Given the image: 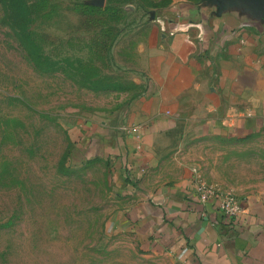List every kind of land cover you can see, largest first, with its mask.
<instances>
[{
    "label": "rangeland",
    "instance_id": "obj_1",
    "mask_svg": "<svg viewBox=\"0 0 264 264\" xmlns=\"http://www.w3.org/2000/svg\"><path fill=\"white\" fill-rule=\"evenodd\" d=\"M20 1L0 4V264H159L115 225L133 197L101 129L123 132L138 42L173 0ZM206 143L205 181L264 190V133Z\"/></svg>",
    "mask_w": 264,
    "mask_h": 264
},
{
    "label": "crops",
    "instance_id": "obj_2",
    "mask_svg": "<svg viewBox=\"0 0 264 264\" xmlns=\"http://www.w3.org/2000/svg\"><path fill=\"white\" fill-rule=\"evenodd\" d=\"M150 25L123 117L137 131L101 129L133 197L115 225L159 264H264V190L239 197L244 211L225 219L215 200L199 202L192 168L201 164L190 157L208 138L264 133V14L173 0Z\"/></svg>",
    "mask_w": 264,
    "mask_h": 264
},
{
    "label": "built area",
    "instance_id": "obj_3",
    "mask_svg": "<svg viewBox=\"0 0 264 264\" xmlns=\"http://www.w3.org/2000/svg\"><path fill=\"white\" fill-rule=\"evenodd\" d=\"M121 129L137 131L136 127L122 126ZM192 174L194 191L199 202L207 203L210 200H215L217 209L228 220L234 219L244 211L239 198L235 194L222 190L217 184L205 181L196 168H192Z\"/></svg>",
    "mask_w": 264,
    "mask_h": 264
},
{
    "label": "water",
    "instance_id": "obj_4",
    "mask_svg": "<svg viewBox=\"0 0 264 264\" xmlns=\"http://www.w3.org/2000/svg\"><path fill=\"white\" fill-rule=\"evenodd\" d=\"M220 3V5L224 4L226 1L237 2L244 4L248 8V10L254 15H263L264 14V0H215Z\"/></svg>",
    "mask_w": 264,
    "mask_h": 264
},
{
    "label": "trees",
    "instance_id": "obj_5",
    "mask_svg": "<svg viewBox=\"0 0 264 264\" xmlns=\"http://www.w3.org/2000/svg\"><path fill=\"white\" fill-rule=\"evenodd\" d=\"M10 1L11 4H9L8 2ZM196 1V0H194ZM0 4L3 8H5L6 11H8V9H12L13 11L16 10L17 13H22V9H24L26 7L25 3H22L20 0H0ZM23 15H21L22 17Z\"/></svg>",
    "mask_w": 264,
    "mask_h": 264
}]
</instances>
